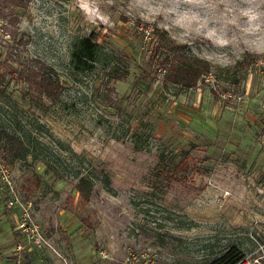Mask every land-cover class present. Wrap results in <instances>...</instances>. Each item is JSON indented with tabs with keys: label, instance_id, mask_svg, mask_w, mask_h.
Instances as JSON below:
<instances>
[{
	"label": "rangeland",
	"instance_id": "rangeland-1",
	"mask_svg": "<svg viewBox=\"0 0 264 264\" xmlns=\"http://www.w3.org/2000/svg\"><path fill=\"white\" fill-rule=\"evenodd\" d=\"M6 5L0 264H264V0ZM154 30L213 70L165 82ZM42 65L55 99L27 80Z\"/></svg>",
	"mask_w": 264,
	"mask_h": 264
},
{
	"label": "trees",
	"instance_id": "trees-1",
	"mask_svg": "<svg viewBox=\"0 0 264 264\" xmlns=\"http://www.w3.org/2000/svg\"><path fill=\"white\" fill-rule=\"evenodd\" d=\"M5 2L0 3L2 5L13 4L18 7H26L28 1L30 0H3ZM7 6V5H6ZM4 13L0 9V16H3ZM8 20L12 23H15L17 17L15 15H9ZM17 29H9L10 36L16 34ZM154 34L157 38L156 50L160 51L162 48H166V51H162L164 54L162 63L164 64L166 70L164 74V81L174 83L183 87L191 88L198 84L199 81H202L204 76L210 73L214 66L205 59L187 55L182 50V45L176 43L174 39L168 37L164 32L154 30ZM169 53H168V52ZM255 58V56L253 55ZM117 79L122 78V75H118ZM27 80L38 89L39 92L45 94L51 99H55L59 94L61 89V83L53 71V69L46 68L42 65L38 70L34 71L30 77H27ZM212 90V89H211ZM213 93H216L213 91ZM260 126L264 130V118L260 120ZM11 139L12 136H7ZM11 141V140H10ZM19 145H16L20 150V153L24 151V145L21 140H18ZM19 154V153H18ZM187 155V154H186ZM184 155L183 158L179 161L175 171H178V168H187L188 166V156ZM92 181L88 177H79L76 182V189L81 194V197L87 200L92 192ZM243 258V255L239 252L232 250L223 254L219 261L223 264H236L239 260Z\"/></svg>",
	"mask_w": 264,
	"mask_h": 264
},
{
	"label": "clouds",
	"instance_id": "clouds-1",
	"mask_svg": "<svg viewBox=\"0 0 264 264\" xmlns=\"http://www.w3.org/2000/svg\"><path fill=\"white\" fill-rule=\"evenodd\" d=\"M90 22L95 23L96 22L95 18L94 17H90Z\"/></svg>",
	"mask_w": 264,
	"mask_h": 264
}]
</instances>
